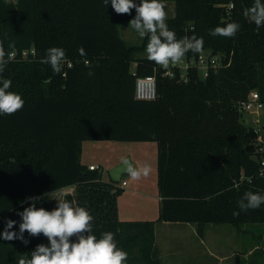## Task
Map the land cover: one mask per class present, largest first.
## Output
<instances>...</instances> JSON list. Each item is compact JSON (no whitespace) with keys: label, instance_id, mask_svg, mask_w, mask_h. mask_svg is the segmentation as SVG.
<instances>
[{"label":"trees","instance_id":"1","mask_svg":"<svg viewBox=\"0 0 264 264\" xmlns=\"http://www.w3.org/2000/svg\"><path fill=\"white\" fill-rule=\"evenodd\" d=\"M172 1L169 29L178 39L203 37V51L210 48L221 60L206 77L191 67L181 81L178 69L175 77L166 76L147 55L137 57L146 52L148 37L129 44L120 32L135 9L117 14L102 0H0V40L6 51L10 41L16 44L15 59L2 75L25 101L15 114L0 115V234L9 219L16 221L9 231L19 233L17 213L30 206L27 197H42L37 207L51 211L52 193L66 187H74L75 201L94 217L98 238L105 231L115 234L128 253L126 264H160L157 222L194 223L201 237L208 223L264 222V205L233 216L245 192L264 194L255 134L238 109L253 90L264 102V27L243 15L254 0ZM229 22L241 25L235 37L209 34ZM51 47L65 49L72 66L66 62L54 74L39 63ZM32 48L34 54L22 56ZM150 74H156L157 98L137 99V77ZM104 139L156 141L157 219L121 220L122 181L105 180L102 171L81 161L85 140ZM24 238L29 243L0 237V264L30 258L46 239L27 232Z\"/></svg>","mask_w":264,"mask_h":264},{"label":"clouds","instance_id":"2","mask_svg":"<svg viewBox=\"0 0 264 264\" xmlns=\"http://www.w3.org/2000/svg\"><path fill=\"white\" fill-rule=\"evenodd\" d=\"M107 6L109 2L117 14H131L135 9L136 15L129 21V26L135 30L141 38L148 37L146 54L149 61L167 70L170 65L178 64L187 53H202L204 48L203 37L195 35L177 38L175 31L170 30L167 21L166 5L164 0H102ZM259 27H264V0H254L251 7L243 12ZM241 25L237 22H229L225 26H217L209 31L211 36H222L225 38L235 37ZM8 51L0 40V115H12L24 107L25 101L20 94L9 89L12 87L11 79L3 77L6 65L12 62L16 56L15 41H10ZM78 53L85 57L86 51L83 47ZM68 62L66 50L61 47H51L46 50L39 63L51 66L54 74L62 72L64 63ZM84 63L88 65L85 59ZM71 64L69 63V67ZM89 76L93 73L90 71ZM50 83V79L44 81ZM126 174L132 180L148 177L152 168L148 164L136 167L129 160L122 161ZM251 177L249 182H251ZM63 194V189L59 190ZM42 197H27L31 204L17 214L21 217L19 233L9 231L14 227L16 221L7 220L5 229L0 237L5 241L15 239L23 243H29L24 238L27 232L30 236L43 234L49 241L50 246L39 244L31 251L30 258L21 255L18 264H126L128 253L118 247L115 234L111 231L102 232L99 238L93 232L94 217L88 209L81 207L75 200L69 202L65 198H55L57 207L51 211L43 207H37ZM264 205V194L247 191L238 201L240 211H234L233 216H238L241 211L255 210ZM75 236L76 242L70 240Z\"/></svg>","mask_w":264,"mask_h":264},{"label":"rangeland","instance_id":"3","mask_svg":"<svg viewBox=\"0 0 264 264\" xmlns=\"http://www.w3.org/2000/svg\"><path fill=\"white\" fill-rule=\"evenodd\" d=\"M164 3L167 19L173 17L175 2L164 0ZM120 32L129 44H140L144 39L129 26V22L120 26ZM209 49H205L204 52L208 53ZM146 55V52L138 53L137 57ZM132 67H135V63L132 64ZM242 117H248V115L243 113ZM262 119L264 121V109L262 110ZM125 159L132 163L135 162L137 167L148 164L151 166L152 172L148 177L139 180H132L126 173L124 174L123 179H127L132 185L137 184L144 189L147 196L128 195L129 186H123L124 190L118 197L120 208L131 212L135 211L140 215V218L157 219V213L151 214V210L158 209L159 205L156 141L104 139L83 142L82 162L88 166L91 164L99 166L98 170L102 171L104 177L108 176V172L116 164L122 163ZM75 196L74 187L69 191H63V194L59 190L53 192L54 208L58 204L54 197H66L71 202V200H75ZM156 224L158 226L156 245L160 249L161 264H264V222H244L238 226L229 223H208L203 238L198 235L197 231V233H192L188 227L185 230H180V225H163L161 222ZM191 225L195 224L191 223ZM71 241L74 242L73 238ZM43 244L50 246L47 238Z\"/></svg>","mask_w":264,"mask_h":264},{"label":"built area","instance_id":"4","mask_svg":"<svg viewBox=\"0 0 264 264\" xmlns=\"http://www.w3.org/2000/svg\"><path fill=\"white\" fill-rule=\"evenodd\" d=\"M16 1V0H8ZM30 53H35L34 48L31 50L23 51L22 56L27 57ZM72 66V62H68ZM222 65L218 56L212 54L210 51L205 53L202 51L197 57L185 56L182 61L170 67L164 71V75L175 77L177 75L176 69L180 71L179 80L187 81L188 71L191 67H196L202 77H206L210 68H217ZM157 70V67H155ZM159 68V66H158ZM135 96L141 100H153L158 96V84L156 74H150L146 76L137 77L135 86ZM239 111L243 114H247L248 117H244L246 125L252 127L255 134V144L257 154L259 153L258 162L260 165V174L264 176V125L262 123V110L264 109V102L260 98V93L253 90L249 93L247 98L238 104ZM91 169H100L99 166L90 165ZM127 181L121 182V186H126Z\"/></svg>","mask_w":264,"mask_h":264},{"label":"crops","instance_id":"5","mask_svg":"<svg viewBox=\"0 0 264 264\" xmlns=\"http://www.w3.org/2000/svg\"><path fill=\"white\" fill-rule=\"evenodd\" d=\"M262 123L264 125L263 119H262ZM81 161H82V156H81ZM118 164H120V163H118ZM118 164H116V165H118ZM133 164L137 167V165H136L135 162H133ZM91 165H93V164H91ZM103 179H105V180H111V176L109 175V172H108V176H105V177L103 176ZM124 180L127 181L126 186H129V188L127 190L128 195H140V196L146 195L144 189L140 188L137 184L136 185H132V184H130V182L127 179H123V177H122V180L121 181H124ZM126 186H124V187H126ZM71 188L72 187H66V188H63V190L64 191H69ZM158 195H159V192H158ZM159 204H160V196H159ZM147 205H149V204L147 203ZM120 206L121 205L119 204V200H118V213H119V218L121 220H144V218H147V217H141L140 218L139 217L140 215H138L137 212H135V211L134 212H131V211H127L125 209L122 210L120 208ZM144 209L146 210L145 207H144ZM154 213H157V214L159 213V205H158V209L156 208V209H152L151 210V214H154ZM142 214H144V213H142ZM151 216H154V215H151ZM150 218H153V217H150ZM161 224H163V225H178V226L180 225V227H181L180 230H185V228L188 227V229H190L192 231V233H197L196 232L197 231V225L196 224L193 225V226L191 225V223H183V222H161ZM157 227L158 226L156 224V227H155L156 244H157ZM72 238H73V241L76 242V239L77 238L75 236H73V237L70 238V240ZM201 238H203V237H201ZM158 250H159V255H160V249H158ZM160 257H161V255H160ZM160 264H161V259H160Z\"/></svg>","mask_w":264,"mask_h":264},{"label":"water","instance_id":"6","mask_svg":"<svg viewBox=\"0 0 264 264\" xmlns=\"http://www.w3.org/2000/svg\"><path fill=\"white\" fill-rule=\"evenodd\" d=\"M124 169H125V166L122 165V163H120V164L116 165L114 168H112L109 172L110 176H111V180L114 182H120L122 180V177L126 173V171Z\"/></svg>","mask_w":264,"mask_h":264}]
</instances>
